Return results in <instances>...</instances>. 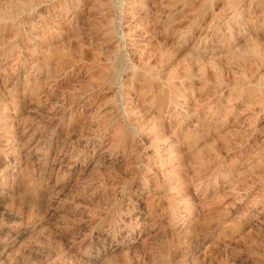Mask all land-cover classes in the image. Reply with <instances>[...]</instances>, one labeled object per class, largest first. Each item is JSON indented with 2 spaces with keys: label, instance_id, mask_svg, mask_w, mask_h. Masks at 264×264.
<instances>
[{
  "label": "rangeland",
  "instance_id": "1",
  "mask_svg": "<svg viewBox=\"0 0 264 264\" xmlns=\"http://www.w3.org/2000/svg\"><path fill=\"white\" fill-rule=\"evenodd\" d=\"M0 264H264V0H0Z\"/></svg>",
  "mask_w": 264,
  "mask_h": 264
}]
</instances>
